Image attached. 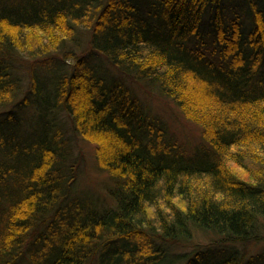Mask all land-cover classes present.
Returning a JSON list of instances; mask_svg holds the SVG:
<instances>
[{
    "label": "trees",
    "instance_id": "trees-1",
    "mask_svg": "<svg viewBox=\"0 0 264 264\" xmlns=\"http://www.w3.org/2000/svg\"><path fill=\"white\" fill-rule=\"evenodd\" d=\"M39 1L0 0V264H244L264 243V0ZM142 83L199 145L164 142ZM63 115L112 181L103 211L74 206Z\"/></svg>",
    "mask_w": 264,
    "mask_h": 264
},
{
    "label": "rangeland",
    "instance_id": "rangeland-1",
    "mask_svg": "<svg viewBox=\"0 0 264 264\" xmlns=\"http://www.w3.org/2000/svg\"><path fill=\"white\" fill-rule=\"evenodd\" d=\"M36 2L41 3V1L39 0H22V3L20 5H14L12 3L6 4V0H2L1 5H4V7L8 8V10L9 9L14 11L26 10L28 12L33 13L32 9L33 8L36 9ZM80 30L81 29H79V31ZM79 31L77 30V33H80ZM84 33L86 34L87 32H81L82 35H84ZM66 44H67L66 48L74 47L75 45V47L79 52L78 54L86 52L88 48V42L87 41L85 42V40L82 41L79 47L77 44L71 41L66 42ZM87 55H91V53H88ZM68 63H72V62H68ZM14 65H15V69H18L19 71L17 73L22 74V65L17 63H15ZM92 67L95 68L96 67L95 64H93ZM108 69L111 72H115L111 68ZM101 72L102 70H97L96 74L99 75ZM81 83L84 84V82ZM145 85L151 90L142 86H136L131 84V86L134 88V91L137 92V94L143 101L146 109L154 114H158L159 118H161L162 121L168 123L170 130L168 131V134L163 137L164 142L166 144H170V142L173 141L179 144V140H180L183 142L184 141L190 142L191 146L196 144L199 145L201 142L199 127L189 122L172 102L165 99L163 96H161L158 93L159 92L158 89L150 87L147 84ZM81 91L83 90L79 85L78 92L81 93ZM80 93H78V97L81 96ZM58 124H59L58 126L55 125L56 131L61 132L62 130L63 137L66 141L65 143L67 149V157L69 159V162L73 165L72 166L73 170H71L72 174L69 175L66 172V178H71V181H74L72 183V187L75 185L73 193H75V199L77 200L74 206L75 205L80 206L84 202H88L89 198L101 202L99 204L100 206L98 205V202L94 204V207H96L97 210L99 211H103L106 209V208H102L104 207V205H108L109 207L112 206L113 202L111 200L110 192H109L110 187L112 186V181L109 175L105 171L101 170L100 166L102 165V163H100V161L98 162L99 159L96 158V154H95L96 144L94 145L93 143L87 141L86 139H83L82 137L75 135L70 127V123L66 116L63 115L62 118H60ZM19 127H21L22 130L26 129L25 123L22 122L20 123ZM58 127H60V129ZM173 133L177 136L174 139L173 137L170 138V136H172ZM22 135H23V131H22ZM155 137H157V135H155ZM98 142H99L98 144H102L101 141ZM80 198H83L84 201H82ZM51 223H53L52 215L49 217L47 224H51ZM200 239L201 240L198 241L199 243L197 242L199 245L196 248H199L200 250L203 249L208 250L212 245V244L208 245L211 243L210 237L205 236V237H201ZM262 249H264V243L260 244L259 246L247 245L241 248L239 252L242 255L244 264H247L248 259L255 257L256 253H258ZM251 264H254V261H252Z\"/></svg>",
    "mask_w": 264,
    "mask_h": 264
}]
</instances>
